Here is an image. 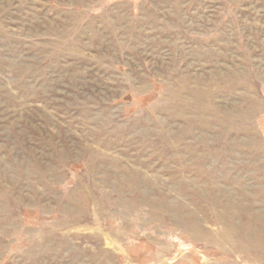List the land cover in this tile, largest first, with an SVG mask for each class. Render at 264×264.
<instances>
[{"label": "rangeland", "instance_id": "1", "mask_svg": "<svg viewBox=\"0 0 264 264\" xmlns=\"http://www.w3.org/2000/svg\"><path fill=\"white\" fill-rule=\"evenodd\" d=\"M0 264H264V0H0Z\"/></svg>", "mask_w": 264, "mask_h": 264}]
</instances>
